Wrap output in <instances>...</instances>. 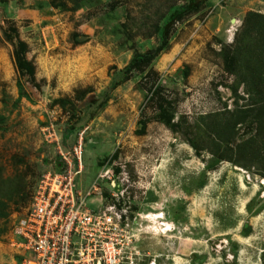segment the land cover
Here are the masks:
<instances>
[{
    "label": "rangeland",
    "instance_id": "374dc122",
    "mask_svg": "<svg viewBox=\"0 0 264 264\" xmlns=\"http://www.w3.org/2000/svg\"><path fill=\"white\" fill-rule=\"evenodd\" d=\"M16 1L12 8L0 0V162L22 192L0 220V264H18L17 256L6 259L8 250L17 253L12 230L41 177L63 168L57 144L70 152L80 138L78 192L103 166L114 167V211L130 221L114 238L123 245L119 264H264V176L190 145L207 138L201 117L234 108L231 87L245 57L255 69L264 35L252 41L243 32L255 0H208L181 18L174 17L190 0ZM255 4L260 10L264 0ZM167 23L166 48L90 115L87 104L107 91L113 72L158 46ZM76 36L86 41L77 44ZM16 53L30 70L17 68ZM253 133L245 123L235 143Z\"/></svg>",
    "mask_w": 264,
    "mask_h": 264
},
{
    "label": "built area",
    "instance_id": "2783aa9c",
    "mask_svg": "<svg viewBox=\"0 0 264 264\" xmlns=\"http://www.w3.org/2000/svg\"><path fill=\"white\" fill-rule=\"evenodd\" d=\"M57 146L63 168L41 177L28 209L12 230L11 246L17 251L18 264H119L123 245L114 238L129 231L130 221L114 211L113 165L103 166L88 189L78 192L81 138L70 152ZM245 176L252 181L247 172ZM102 188L108 191L106 197ZM92 197L100 200L95 209L87 205Z\"/></svg>",
    "mask_w": 264,
    "mask_h": 264
},
{
    "label": "trees",
    "instance_id": "16d2710c",
    "mask_svg": "<svg viewBox=\"0 0 264 264\" xmlns=\"http://www.w3.org/2000/svg\"><path fill=\"white\" fill-rule=\"evenodd\" d=\"M207 1L190 0L188 6L179 11L181 14H178L174 18H181L182 14L185 15L191 11L198 10ZM174 18L169 19V22ZM244 23L243 32L245 34L253 33L252 41L256 37H262L264 35V15L248 12L244 18ZM168 24L162 30L161 40L158 46L134 56L125 67L113 72L107 91L100 98L90 101L87 104L90 115L96 113L98 108L103 107L107 103L110 92L128 79V76L134 69L149 64L166 48L170 32ZM74 41L77 44L84 43L86 37L79 38L76 36L74 37ZM20 46L23 47V43L20 42ZM252 46H254L253 42L248 46V52L252 51ZM262 49L264 50L261 47L254 60L256 63L254 66L255 69H249L248 57H245V63L240 65L245 68L243 70L244 73L241 72L242 75L236 77V83L231 87L232 95L236 98L234 108L232 110L224 109L221 112L211 113L201 117L198 124L203 127L207 138L205 141L202 139L200 141L194 139L190 141V145L195 149L197 154L206 150L215 159V162L227 161L234 166L244 169L254 168L257 174L264 176V55L261 54ZM14 57L18 69L26 68L30 70L28 65L22 61L17 53L14 54ZM232 72L237 74L236 70ZM240 85L244 86L243 94L238 93ZM238 100L243 101V103L239 105ZM56 102L62 107L71 104L70 101L63 99L57 100ZM160 109L162 111L160 114L162 122L170 126L172 121L171 117H165L166 113L162 110L161 105ZM72 117L75 118L74 121H84L75 112H73ZM247 122L253 124L254 133L248 138L235 143L239 127ZM172 126L174 127V124ZM74 128L68 127L67 130L71 132ZM19 179L17 175L12 177L5 176L3 166L0 162V220L8 217L10 204L22 192Z\"/></svg>",
    "mask_w": 264,
    "mask_h": 264
},
{
    "label": "crops",
    "instance_id": "0c3cea01",
    "mask_svg": "<svg viewBox=\"0 0 264 264\" xmlns=\"http://www.w3.org/2000/svg\"><path fill=\"white\" fill-rule=\"evenodd\" d=\"M256 1L257 0H255L254 2H249L248 8H247L248 12H254V13H258V14L264 15V4L261 6V9L258 10V8H257L258 5L255 4ZM16 5H17V1L15 2V0H11L10 6L12 8H16ZM24 6H25V4H24ZM24 14H32V11L26 9V11H24ZM3 252L5 254L7 253L6 251H3ZM15 256H16V252L15 253H12V249L8 250V255L6 256L7 262L8 261L9 262H12ZM7 264H12V263H7Z\"/></svg>",
    "mask_w": 264,
    "mask_h": 264
}]
</instances>
